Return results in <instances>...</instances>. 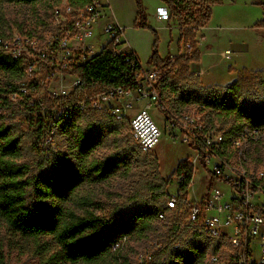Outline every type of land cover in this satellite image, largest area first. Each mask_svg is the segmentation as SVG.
<instances>
[{"label": "built area", "instance_id": "obj_1", "mask_svg": "<svg viewBox=\"0 0 264 264\" xmlns=\"http://www.w3.org/2000/svg\"><path fill=\"white\" fill-rule=\"evenodd\" d=\"M107 6L109 3L102 0H90L80 8L66 2L54 4L49 20H38L43 29L0 36V54L19 60L24 74L7 87L8 100L20 102L27 110V125L39 134V147L47 150L54 145L61 122L81 114L105 113L116 122L128 120L131 137L143 153L151 152L165 132L195 151L198 160L191 163L193 167L196 162L202 165L199 156L203 154L204 170L209 174L208 189L202 198H189L193 180L188 196L183 197V172L173 178L177 192L166 190L168 200L157 220L166 221L168 213L184 216L183 221L176 222L178 227H189L207 239L227 242L233 251L230 264H264V173L248 166L249 148L264 140V128H244L227 141L224 131L208 123L203 105L172 108L159 84L165 73L177 69L178 56L170 55L163 68L144 67L128 48L124 28L110 22L100 26ZM158 19L167 20L169 14L160 10ZM98 30L100 34L92 41ZM98 43L100 53L109 48L131 66L129 86L85 81L76 73L95 56ZM49 87L55 89L49 91ZM137 103H142L138 111ZM153 110L158 112L162 128L153 119ZM128 240L123 237L112 252L121 250ZM255 245L260 247L259 258L255 257ZM218 261L216 255L206 260L211 264Z\"/></svg>", "mask_w": 264, "mask_h": 264}, {"label": "trees", "instance_id": "obj_2", "mask_svg": "<svg viewBox=\"0 0 264 264\" xmlns=\"http://www.w3.org/2000/svg\"><path fill=\"white\" fill-rule=\"evenodd\" d=\"M48 2L49 10L54 4L66 2L74 8H80L90 0H0V4L29 6L39 2ZM138 8L136 28L148 30L154 36V45L149 64L158 68L167 66L169 59L161 60L158 53L157 33L148 27L142 0H135ZM169 9L171 18L178 21L181 33L180 42L188 45L187 53L176 58L177 69L163 75L159 89L172 108L203 105L207 112L208 123L223 130L227 141L236 137L244 128L260 130L264 128V71L249 72L242 70L234 84L228 87L214 86L203 88L198 76L190 74L188 66L200 63L197 35L200 29L210 21L212 7L220 5V0H160ZM255 28H264V20ZM1 36V35H0ZM5 37V36H3ZM182 72V73H181ZM76 73L85 81L103 82L111 86H129L131 66L121 57L112 54L109 48L95 55ZM23 68L19 60L5 53L0 54V96H6L7 87L22 79ZM181 77L183 85L175 82ZM7 98V96H6ZM8 100V99H7ZM9 101V100H8ZM7 107L9 103H4ZM93 114H81L61 122L57 133L64 138L66 148L49 153L40 147L41 172L46 167L50 171L31 175V167L22 163L24 153L22 136L17 129L7 124L0 115V224L11 232L31 239H51L58 247L57 258L62 264H95L104 257L113 256V246L123 237L141 240L153 227L161 208L145 207L131 216L127 223L117 222L118 215L104 219L90 211L94 202L87 193L82 192L91 183L106 182L121 164L125 170L126 152L112 154L105 160L97 157L104 146L103 124H95ZM109 123L116 121L105 113H100ZM112 130L118 131L116 126ZM135 144V143H134ZM136 145V144H135ZM137 148V155L143 153ZM120 160V161H117ZM205 166V156H199ZM156 170L147 191L155 202L168 200L166 192L175 176L186 172L185 183L180 191L188 196V189L194 177V167L189 159L180 162L173 176L164 180L159 173L156 158L150 163ZM76 206H78L76 208ZM82 211V213L79 212ZM168 218V217H167ZM177 226L173 224L172 228ZM196 239H198V236ZM200 236V235H199ZM202 237V236H200ZM205 238V237H202ZM207 239V238H205ZM209 243L219 247V241ZM213 242V243H212ZM210 244V245H211ZM206 246L195 242L186 252L175 253L177 264H201L206 261ZM0 245V264H4Z\"/></svg>", "mask_w": 264, "mask_h": 264}, {"label": "rangeland", "instance_id": "obj_3", "mask_svg": "<svg viewBox=\"0 0 264 264\" xmlns=\"http://www.w3.org/2000/svg\"><path fill=\"white\" fill-rule=\"evenodd\" d=\"M231 1L228 0V2ZM241 1H236L235 7L229 10L231 18L224 21L221 25L223 27L238 28L239 31L237 32L251 37L252 29L255 25L264 20V0H260L262 2L260 4L254 3V1L258 0H246V3H253L250 5ZM222 3L226 4L227 1L222 0ZM222 3L216 6H222ZM49 12L48 2L46 1L29 6L0 4V35L8 37L15 34L18 30L39 31L43 27H39L38 20L42 18L49 20ZM261 15L263 17H260ZM103 23L100 22V26ZM241 28L247 31H240ZM99 34L100 31H96V36L92 41L96 40ZM125 34L128 35V38L132 36L129 35L128 30H125ZM100 50L101 44L98 43L94 48L93 55H98ZM174 80L178 87L184 84L178 75ZM53 88L49 87V91L53 90ZM7 99L4 95L0 96V115L4 116L3 120L7 124L13 125L19 134H24L21 139L24 160H21V162L31 167V175L39 174L41 168H43L40 165V161L37 160L42 155L39 147V134L32 131L27 125L29 113L20 102L12 100L10 102ZM5 102L9 103L10 106L3 105ZM135 108L140 110L142 103H137ZM150 113L157 125L162 128V120L158 112L153 110ZM103 115L100 113L93 114L95 124H103L106 128H109V132L103 129L99 131L104 134V146L97 153V157L101 159L97 161H108L105 159L112 154L126 152L130 157V160H126V166H128L129 170H125L119 164L115 173L106 182L91 183L85 186L82 192L87 193L94 202L90 211L104 219H110L118 215L119 220L117 222L127 223L131 216H134L145 207L154 206L164 209L166 200L155 202L147 191L150 181L156 172L155 168L150 166V163L156 158L161 177L164 180H168L173 176L180 162L189 159V162L192 163L196 160L195 151L180 140L171 139L164 132L159 143L151 152L139 156L131 137L128 120L111 124L104 119ZM111 126H116L118 131L112 130ZM220 129L223 131L228 128L221 127ZM65 148L64 138L59 133H56L54 145L48 152L64 151ZM249 151L250 160L248 166L250 169L264 173V140L260 141L259 144H252ZM194 168L193 185L189 190V198L191 200L200 198L204 191L208 189L207 176L209 173L203 171L205 166L196 162ZM49 171V167L45 168L44 166L41 173ZM167 191L175 194L177 192L176 186L173 183L170 184ZM79 212L82 213L81 210ZM183 219L184 216L179 217V215L176 216L174 213H168L166 221L154 222L146 237L141 240L133 237L123 245L121 250L114 252L113 256L104 257L95 264H177L175 253L186 252L194 246L195 242H200L208 248L206 260L216 255L219 257L217 264H230L233 251L226 241H219V247L215 249V246L211 242L209 243V240L200 237L197 231L192 228H182L181 226L172 228L174 223L181 222ZM195 235L198 236V239H196ZM0 245L3 247L4 264H62L57 258L58 247L53 240L47 238L36 240L16 235L3 224H0ZM254 249L255 257L259 258L260 247L255 245ZM201 264L211 263L205 261Z\"/></svg>", "mask_w": 264, "mask_h": 264}, {"label": "crops", "instance_id": "obj_4", "mask_svg": "<svg viewBox=\"0 0 264 264\" xmlns=\"http://www.w3.org/2000/svg\"><path fill=\"white\" fill-rule=\"evenodd\" d=\"M220 1L222 3V0ZM225 1L227 3H222V6L212 7L210 21L198 33L200 64L188 66L190 74L200 78V86L203 88L218 85L231 86L236 82L238 73L244 69L249 72L264 71V28L254 27L250 37L237 32L238 28L223 27L221 24L231 18L229 10L235 7L236 1L240 0ZM102 2L109 3L104 11L105 17L102 22L114 23L124 28V31L128 30L129 35H132L131 38L130 36L128 38V35L125 34L128 48L135 52L144 67H156V65L148 63L152 54L154 36L148 30L135 27L138 14L136 1L107 0L106 2V0H102ZM241 2L253 4L246 3V0ZM254 3L262 2L258 0ZM142 4L148 27L157 33L159 39L160 59L166 60L170 55H185L188 46L184 42H180L181 33L178 21L170 17L169 9L165 3L160 0H142ZM160 10L167 11L169 19L159 20ZM240 31L246 32L247 30L241 28ZM136 111L138 110L136 109ZM203 171L206 172L204 169ZM202 196L194 201L200 200Z\"/></svg>", "mask_w": 264, "mask_h": 264}]
</instances>
